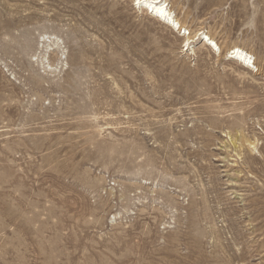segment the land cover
I'll return each mask as SVG.
<instances>
[{"label": "rangeland", "instance_id": "374dc122", "mask_svg": "<svg viewBox=\"0 0 264 264\" xmlns=\"http://www.w3.org/2000/svg\"><path fill=\"white\" fill-rule=\"evenodd\" d=\"M164 1L0 0V264H264V0Z\"/></svg>", "mask_w": 264, "mask_h": 264}, {"label": "bare ground", "instance_id": "6f19581e", "mask_svg": "<svg viewBox=\"0 0 264 264\" xmlns=\"http://www.w3.org/2000/svg\"><path fill=\"white\" fill-rule=\"evenodd\" d=\"M131 4L134 8H144L147 13L153 15L159 22L166 25V27L170 29L175 27L178 29L179 33L181 32L183 27L179 24L174 12L168 7V4H166L164 0H131ZM180 37L183 38V48H186V51L191 50V54H194V51L191 49V45L194 41H202L210 51L220 54L218 44L205 32H196L190 36V32L184 30ZM225 56L228 57L230 61L239 64L240 67L245 70L255 69L256 72L258 71L253 56L238 46L230 47L226 51Z\"/></svg>", "mask_w": 264, "mask_h": 264}]
</instances>
